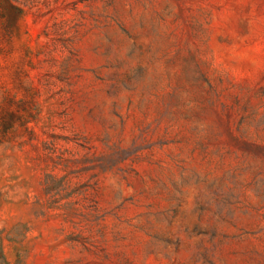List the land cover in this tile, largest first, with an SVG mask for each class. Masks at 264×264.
<instances>
[{"label":"rangeland","instance_id":"obj_1","mask_svg":"<svg viewBox=\"0 0 264 264\" xmlns=\"http://www.w3.org/2000/svg\"><path fill=\"white\" fill-rule=\"evenodd\" d=\"M0 264H264V0H0Z\"/></svg>","mask_w":264,"mask_h":264}]
</instances>
